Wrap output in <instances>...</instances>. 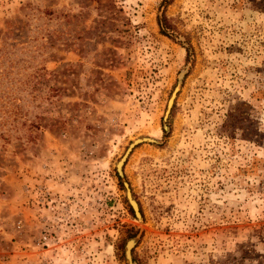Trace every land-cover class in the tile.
<instances>
[{
	"label": "rangeland",
	"instance_id": "obj_1",
	"mask_svg": "<svg viewBox=\"0 0 264 264\" xmlns=\"http://www.w3.org/2000/svg\"><path fill=\"white\" fill-rule=\"evenodd\" d=\"M136 237L138 264H264V0H0V264Z\"/></svg>",
	"mask_w": 264,
	"mask_h": 264
},
{
	"label": "water",
	"instance_id": "obj_2",
	"mask_svg": "<svg viewBox=\"0 0 264 264\" xmlns=\"http://www.w3.org/2000/svg\"><path fill=\"white\" fill-rule=\"evenodd\" d=\"M175 96H176V92L173 94V96H172V98H171V100L169 102V109L171 108V106L173 104V100H174ZM142 142H155V141L152 140V139H150V138H143V139H137L131 145V147L129 148L127 154L123 157V159L117 165L118 173H119V175H120V177L122 179L124 178L123 167H124V164H125V162L127 160L128 155L136 147V145H138V144H140ZM124 186H125V189H126V197H127V200L129 202L131 208L133 209L135 216L139 220H142V214H141V211H140L139 204L137 203V201L133 197V194H132V191H131V188H130L129 183L127 181H124ZM137 242H138V237L133 238V239H130L127 242V244H126V247H125V258H126L127 264H138L134 260L133 255H132V251H133L135 245L137 244Z\"/></svg>",
	"mask_w": 264,
	"mask_h": 264
},
{
	"label": "trees",
	"instance_id": "obj_3",
	"mask_svg": "<svg viewBox=\"0 0 264 264\" xmlns=\"http://www.w3.org/2000/svg\"><path fill=\"white\" fill-rule=\"evenodd\" d=\"M169 3V2H168ZM159 27L161 29V33L165 36L171 37V38H177L175 35V29L174 27L170 24L169 19H167L165 16H162L159 19ZM190 49H188L189 51ZM234 115L231 114V117ZM234 120L236 121V117H234Z\"/></svg>",
	"mask_w": 264,
	"mask_h": 264
}]
</instances>
